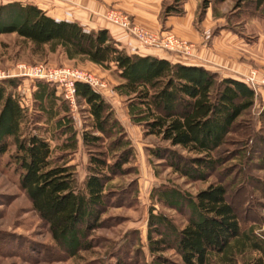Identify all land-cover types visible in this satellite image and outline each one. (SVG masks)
Listing matches in <instances>:
<instances>
[{
    "label": "trees",
    "instance_id": "1",
    "mask_svg": "<svg viewBox=\"0 0 264 264\" xmlns=\"http://www.w3.org/2000/svg\"><path fill=\"white\" fill-rule=\"evenodd\" d=\"M184 1L163 4L161 16L181 15ZM220 1L202 0V11L209 3ZM263 2L235 0V4L251 3L254 7ZM7 33L16 34L42 53L59 50L66 59L81 58L112 70L119 78L114 90L127 97L130 122L138 125L144 136H153L162 144L150 149L149 154L188 182L205 181L225 161L216 153L237 118L255 99L254 90L243 81L220 77L201 66L128 54L105 29L85 30L76 22L55 20L34 4L0 2V34ZM14 85L13 78L0 80V156L10 140L19 189L51 239L73 257L89 247L86 238L99 228L107 183L123 173L121 166L128 163L131 150L104 98L88 84L75 81L76 102H82L89 118L88 131L80 134V143L89 154L88 165L81 186H77L72 168L52 161V150L44 138L21 133L25 109L6 88ZM33 85L32 104L38 110L34 112L42 114L47 123L53 120L59 132L69 136L65 148L75 149L76 133L55 86L43 80H34ZM258 115L264 122V102ZM103 139L110 142L101 150ZM108 155L111 164L107 163ZM257 165L264 169V155L259 156ZM151 199L182 215L185 223L177 227L171 218L149 209L145 238L149 264H235L246 250L264 253V218L261 234H253L251 227L242 229L220 183L194 195L160 186L152 191ZM168 251L176 260L163 256ZM251 264H260V259Z\"/></svg>",
    "mask_w": 264,
    "mask_h": 264
},
{
    "label": "rangeland",
    "instance_id": "2",
    "mask_svg": "<svg viewBox=\"0 0 264 264\" xmlns=\"http://www.w3.org/2000/svg\"><path fill=\"white\" fill-rule=\"evenodd\" d=\"M170 1H161L159 23L165 18L161 16L162 5ZM201 1L198 0L196 4L192 24L202 32L204 44L208 46L211 37L225 29L240 37L251 50H257L258 43L264 46V2L259 7H254L251 3L235 4V0L211 2L207 6L211 17L207 24L201 26L205 12L202 11ZM57 6L62 10L61 13L69 18V7H62V4ZM109 9L127 15L119 9L108 7L103 17ZM127 16L137 25L129 15ZM143 29L154 34H173L177 39L191 45V55L183 56L177 52L141 46L125 31H122V34L136 42L138 47L155 48L172 59H196L195 42L194 44L162 27L159 30ZM137 45L134 44L135 47ZM120 48L125 51L122 46ZM90 63L81 58L66 59L59 50L42 53L14 33L0 34V75L15 73L19 64H43L54 68L69 67L91 74L104 82L106 88L101 96L122 127L127 146L131 150L128 163L121 166L123 173L112 176L107 183L105 206L98 221L99 228L90 231L86 238L89 247L70 257L51 239L46 225L32 210L24 192L19 189L18 172L11 160L14 147L9 140L6 152L0 156V264H149L151 258L147 253L145 240L149 209L154 208L155 213L159 212L171 218L177 227H182L185 223L182 215L160 207L151 199L152 191L160 186H172L194 195L210 184L220 183L226 189V197L233 205L242 229L251 227L255 235L263 232L264 169L259 167L257 162L259 156L264 155V122L258 115L264 102V85L251 87L255 92L253 105L237 118L225 144L217 151L216 155L225 161L205 181L188 182L173 173L162 160H157L149 154L150 149L162 144L153 136H144L141 128L130 122L126 108L127 97L114 90L119 78L112 70L98 65L94 71L90 68ZM251 67L249 72L255 71L257 75H264V56H260L258 61H252ZM240 78L244 82V77ZM13 80L15 85L6 88L17 96L25 109L26 119L20 126L21 133H36L44 138L52 150V161L57 165L71 167L77 186H81L86 176L88 151L81 143H77L75 149H66L68 134H61L53 125V120L47 123L42 114L34 112L38 111L32 104L31 97L34 80L20 76L13 77ZM55 90L58 91L56 87ZM58 94L68 109L65 113L68 123L70 117L72 129L77 140H80L81 132L88 131L89 118L85 106L82 102L75 101V106L71 109L59 91ZM109 142L103 139L101 150L106 148ZM174 150L186 156L181 150ZM111 162V155H108L107 163ZM163 256L176 260L170 251L165 252ZM257 259H260V264H264V253L246 250L242 256L237 257L235 264H251Z\"/></svg>",
    "mask_w": 264,
    "mask_h": 264
},
{
    "label": "crops",
    "instance_id": "3",
    "mask_svg": "<svg viewBox=\"0 0 264 264\" xmlns=\"http://www.w3.org/2000/svg\"><path fill=\"white\" fill-rule=\"evenodd\" d=\"M9 1L34 4L53 19L76 22L85 30L105 29L109 36L127 53L152 55L165 58L171 62L201 66L216 72L221 77H230L241 81L240 77L246 76L252 68V61H258L260 56H264L263 45L258 43L257 50H251L240 37L225 29L212 36L208 46L204 44L202 32L195 29L192 24L193 13L198 0H185L182 4L183 15L165 16L160 23L158 14L163 0H0L1 3ZM61 4L62 7H69V18L65 17L61 13L62 10L58 8L57 5ZM108 7L121 10L129 15L137 25L145 29L159 30L162 27V29L170 30L186 40L195 42L197 44L196 59H172L155 48L138 47L136 42L123 36L121 28L103 17ZM204 11V16L200 22L201 26H204V23L207 24L211 17L209 7ZM129 47L135 49L131 50ZM90 65L91 69L97 70V65L91 63ZM55 94H58V91H55ZM69 111L71 110L69 109ZM77 143H80V140Z\"/></svg>",
    "mask_w": 264,
    "mask_h": 264
},
{
    "label": "built area",
    "instance_id": "4",
    "mask_svg": "<svg viewBox=\"0 0 264 264\" xmlns=\"http://www.w3.org/2000/svg\"><path fill=\"white\" fill-rule=\"evenodd\" d=\"M110 23L119 26L130 37H132L139 45L156 47L169 52H177L179 54L191 55V45L180 39H177L171 33L154 34L143 28L135 25L130 18L113 9L106 11L104 16ZM134 50V47H129ZM25 77L30 80H43L55 85L56 89L60 92L62 98L68 103L69 107L73 109L75 106L76 96L74 92V82L82 81L89 85V87L97 92L103 94L106 88L104 82L93 77L91 74H86L69 67L54 68L43 64H36L26 66L19 64L16 67V72L13 74L4 75L1 73L0 79ZM244 83L254 88V86L264 85V75H257L255 71L249 72L244 76Z\"/></svg>",
    "mask_w": 264,
    "mask_h": 264
}]
</instances>
